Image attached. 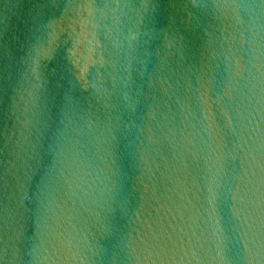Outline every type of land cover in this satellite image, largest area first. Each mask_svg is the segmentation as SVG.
<instances>
[{
    "label": "water",
    "instance_id": "95a60500",
    "mask_svg": "<svg viewBox=\"0 0 264 264\" xmlns=\"http://www.w3.org/2000/svg\"><path fill=\"white\" fill-rule=\"evenodd\" d=\"M0 264H264V0H0Z\"/></svg>",
    "mask_w": 264,
    "mask_h": 264
}]
</instances>
